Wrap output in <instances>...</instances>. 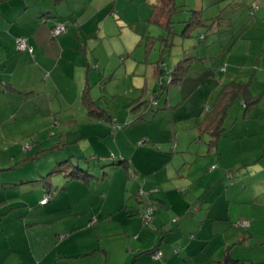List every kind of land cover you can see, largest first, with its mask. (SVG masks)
I'll return each mask as SVG.
<instances>
[{
    "label": "rangeland",
    "instance_id": "obj_1",
    "mask_svg": "<svg viewBox=\"0 0 264 264\" xmlns=\"http://www.w3.org/2000/svg\"><path fill=\"white\" fill-rule=\"evenodd\" d=\"M246 1L248 0L132 1L127 5L126 19L138 26V33L141 32L136 35L138 39L132 41L133 45L130 47L133 48L132 51L136 50L133 51V58L142 62L137 74H144L142 71L146 70L148 57L149 65L154 70L157 69L159 60L164 59L160 72L164 70L165 77L161 84H157L155 91L153 78L147 77V74L145 78L143 75L142 85L133 84V71L130 70L126 81L122 79L117 86L109 82L113 91L119 86L127 87L126 96H107L108 100L102 101L100 109L95 108L93 115L81 106L80 111L74 108L70 112L58 113L60 122L57 124L52 120L50 127L37 123L40 125L38 127L35 123L29 124L24 120L8 125L6 134H3L0 127V167H4L8 175L15 173L12 172L15 167L20 170L29 165L36 169V161L41 162L38 166L45 163L41 159L48 164L43 165L49 168L46 176L49 182H44V176L39 179L44 182L41 185L45 192L42 199L47 195H57L55 197L59 201V211L43 214L57 220L42 226L41 231L47 237L51 232H56V235L47 239L46 243L37 244L40 248L51 246L54 238L52 246H56L58 252L81 256L95 250L94 256L80 257L85 264H106L108 254L110 264H113L119 258L123 260L127 253L126 244L136 240L143 230L154 234L152 224L160 212L175 225L180 217H185L182 215L185 209L182 207L178 208V212L174 211L170 201L176 202L178 206L184 202L193 205L204 192L206 200L214 199L217 204L221 201L223 203L226 196L222 195L218 199V191L215 195L212 192L213 184L218 179L233 189L228 194L233 204L232 220H229L227 232L229 235L236 234L239 242L233 246L234 255L243 260L251 259L257 264H264V190L260 191L258 199L254 197L259 191L255 190L260 183L258 177L264 178V158L261 159L264 149L258 145L255 148L251 144V141L260 140L256 138L257 135L245 134L248 125L246 120L240 118L234 131L230 129L238 113L237 109L244 116L247 112L245 107L251 108L259 101L243 96L229 109L231 120L224 123L223 127L226 128L224 135L227 136L225 139L229 142L228 147L232 149L235 145L234 151L225 159L232 173L224 172L215 178L221 172L219 170L225 167L217 163V155L208 154L207 141L210 136L193 128V118L188 115L191 102L194 107L199 106V103L196 98L185 99L187 78L183 85H175L177 78L180 76L181 80L183 77L181 70L191 59L188 56H193L196 46L211 42L215 29H226L228 23H236L246 9L248 15L253 17L257 10L252 11V3L244 7L242 4ZM258 4L253 1L254 9ZM219 13L222 14L221 19L216 15ZM195 16L197 21H202L191 26ZM164 17L165 25L158 23V18ZM169 24L170 27H167ZM225 34L223 32L221 35ZM185 51L188 55H184ZM129 56L127 60L132 58L131 51ZM170 87L172 92H168ZM262 117L261 131L264 134V114ZM250 120L251 130L260 129V124L256 129L252 128L259 119ZM237 130L243 137L237 134ZM14 131L17 133L12 134ZM27 151L31 157L37 154L36 161L24 159ZM100 152L107 156L103 157L104 154ZM253 162L257 165L248 167ZM211 164H215L218 170H213ZM75 169L80 170L79 176H72ZM222 170L226 171L227 168ZM257 170L263 171L256 178L248 175ZM219 185L220 182L217 188ZM181 190L185 197L181 195ZM61 193L66 194L59 197ZM193 194L197 195L192 198ZM31 195L36 198L34 194ZM24 196L30 198V194ZM42 199L39 203H42ZM161 200L166 201L167 208L162 207ZM130 207L135 210L142 208L138 215L132 216L139 221V231L135 229L136 222L128 223L125 219L128 218ZM223 214H227L225 209ZM242 220L249 222V225H241ZM225 233L226 231L223 234ZM34 236L36 237V233L32 231L31 237L35 238ZM224 243L222 247L215 248L216 258L226 253L227 248L224 246L228 244L226 240ZM207 264L212 263L209 261Z\"/></svg>",
    "mask_w": 264,
    "mask_h": 264
},
{
    "label": "crops",
    "instance_id": "obj_2",
    "mask_svg": "<svg viewBox=\"0 0 264 264\" xmlns=\"http://www.w3.org/2000/svg\"><path fill=\"white\" fill-rule=\"evenodd\" d=\"M132 1L134 0H0V127L3 134H6L5 129L8 125L21 120L29 124L35 123L38 127L40 125L50 127L52 120L57 124L60 122L58 113L70 112L74 108L80 111L81 106L93 115L96 112L95 108L100 109L99 105L102 101L106 102L108 97L118 94L126 96L127 87L119 86L113 91L109 82L117 86L122 79L126 81L130 70L133 71V84L142 85L143 75L145 78L147 74V77L153 78L152 83L155 85L153 90H156L157 84H161L165 77V71L160 72L164 66V59L159 60L157 69L154 70L149 65L148 57L146 70L142 71L144 74H137L142 62L136 57L133 58V51L136 50L132 51L133 48L130 47L133 45L132 41H137L136 35H140L141 32L138 33V26L126 19L127 5ZM253 1L259 3L256 9ZM250 4L253 12L257 10L253 17L248 15L246 9L236 23H228L226 29L218 31L215 29L212 34L213 40L206 45L196 46L193 56H188L191 59L181 70L183 77L175 84L177 87L183 85L187 78L185 99L196 98L199 103L196 107L193 102L188 106V115L194 121L193 128L200 132L206 130L207 125H211V128L205 131L210 136L207 141L208 154L217 155V163L227 168V172L222 170L225 168L220 169L221 172L215 178L224 172L232 173L225 159L234 151L235 145L232 149L228 147L229 142L225 139L226 134L224 135L225 128L217 139V147L209 152L211 130L218 124L224 128V123L231 120L229 109L238 98L243 97V94H239L233 101L225 103L231 96L227 95L221 102L222 107L224 105L227 107V114L222 116L220 113L214 116L215 110L219 109L215 107L223 93L244 86L243 88L249 92L248 97L258 99L259 103L251 108L245 107L247 112L244 116H241V110L237 109L238 113L230 129L234 131L240 118L246 120L248 125L245 134L257 135L256 138L260 140L251 141V144L255 148L259 146L264 149V134L261 131L263 128L261 118L263 119L264 114V0H248L242 5L246 7ZM216 15H219V19L222 18L221 13ZM200 20L202 21V19L197 21L195 16L191 26L201 22ZM165 21V17L158 18V23L162 25H165ZM61 22L67 25V30L54 36L52 27ZM167 27H170V24ZM223 32L226 34L221 35ZM21 37L28 39L33 52L18 49L16 40ZM130 51L131 63L127 60ZM184 55H188L186 51ZM179 57L180 55L177 59ZM168 92H172L171 87L168 88ZM250 118L259 119L252 128L256 129L260 124V129L251 130ZM16 125L19 127V124ZM236 132L243 137L239 130ZM14 133L17 131L12 134ZM235 143L236 141L233 144ZM103 154V157L107 156ZM36 156L37 154L31 157L28 152L24 159H28L29 162L31 159L36 161L38 158ZM263 158L264 153L261 159ZM41 161L46 165L44 159ZM35 163L36 169L29 165L20 170L15 167L12 171L15 173L12 175H8L4 167H0V264H85L84 259L80 257L93 255L95 250L85 252L81 256L58 252L56 246H52L54 238L51 240V246L47 248L42 249L37 245H41V242L46 243L47 239L56 235V232H51L47 237L41 229L42 226L50 225L57 220L43 214L58 212L59 201L55 197L57 195H54L47 204L39 203L43 194L45 195L41 185L49 182L46 178L49 168L43 164L38 166L41 162ZM252 165L255 166L257 163L248 167ZM211 168L218 170L215 164H211ZM262 171L257 170L256 173L248 175L255 177L258 173L261 175ZM43 176L45 181H39ZM258 181L260 183L255 190L259 191L254 195L255 199H258L260 191L264 190V178L258 177ZM213 186V195L218 191L216 194L218 196L219 193L218 199H221L222 195L226 196L223 203L221 201L217 204V200L214 199L206 200L204 192L193 205L184 202L178 206L176 202L170 201L174 211L178 212V208L182 207L185 209L182 214L185 217L183 219L180 217L175 225L159 211V216L154 218L152 224L154 234L143 230L136 240L126 244L127 253L123 260L119 258L113 264H207L209 261L212 264H220L228 255L243 264H257L254 260L236 257L232 250L233 246L239 243L236 234L229 235L227 232L229 220H232L233 200L228 195L232 192V187L218 179ZM38 188L39 192L36 194ZM203 190L205 191V188ZM26 194H30V198L25 197ZM31 194H34L37 200ZM65 194L61 193L59 197ZM181 195L185 197L183 190ZM195 195L197 194H193L192 198ZM161 205L167 208L165 200H161ZM141 209L139 207L135 210L134 207H130L127 212L128 218H125L128 223L136 222L135 229L138 231L139 221L132 216L138 215ZM223 209L227 214H223ZM32 231L36 233L35 238L31 237ZM225 240L228 244L224 246L227 248L226 253L216 258L215 248L225 245ZM156 249L163 253L160 260L153 259L151 255ZM106 264H110L109 254Z\"/></svg>",
    "mask_w": 264,
    "mask_h": 264
},
{
    "label": "trees",
    "instance_id": "obj_3",
    "mask_svg": "<svg viewBox=\"0 0 264 264\" xmlns=\"http://www.w3.org/2000/svg\"><path fill=\"white\" fill-rule=\"evenodd\" d=\"M170 1H173V0H170ZM169 4V3H168ZM175 75H177V73L175 72ZM179 79H180V76H179V78H177V81H179ZM225 87H227V86H225ZM244 86H242V87H238L237 88V90H229L228 92H225V93H223V95H222V97L220 98V101H219V103L216 105V107H215V109H217V108H219V109H217V110H215L216 111V114L214 115V116H217V115H220V113L222 114V116L224 115L225 116V114H227V112H226V110H227V107L225 108L224 106L222 107V104L223 103H221L222 101H224L225 100V98L227 97V95H229V94H231V96L228 98V102H225V103H229V101L231 102L234 98H236V96L237 95H239V94H243V96H249V92H248V90L247 89H245V88H243ZM249 99H250V97H248ZM226 106H227V104H226ZM219 110V111H218ZM214 111V112H215ZM213 121L211 120L210 121V123H212ZM221 123V122H220ZM201 126H202V124H200ZM202 128V127H201ZM211 128V125H207V127H206V130H209ZM223 129L224 128H222V127H220L219 126V124L218 125H216V126H214V128L211 130V135H212V140L210 141V143H209V149H210V151L209 152H212V150L215 148V147H217V139H218V137L220 136V135H222L223 134ZM205 129L202 131V132H205L206 131ZM75 171H77V169H75L74 170V173H72V176L73 175H76V176H79L78 174H79V172H80V170H78L77 172L78 173H75ZM49 194H51L50 193V191H49ZM53 195V194H52ZM53 197V196H52ZM42 204V203H41ZM147 221L145 220V223H146ZM156 251H161V250H153L152 252H151V255H152V257H153V254L156 252ZM162 255H163V253H162ZM220 264H243V263H240L239 261H237V260H233V259H231V257L228 255L226 258H225V260H224V262H222V263H220Z\"/></svg>",
    "mask_w": 264,
    "mask_h": 264
},
{
    "label": "built area",
    "instance_id": "obj_4",
    "mask_svg": "<svg viewBox=\"0 0 264 264\" xmlns=\"http://www.w3.org/2000/svg\"><path fill=\"white\" fill-rule=\"evenodd\" d=\"M66 30H67V25L64 22L57 23L52 27V33L54 36L60 35V34L64 33ZM16 43H17L18 49L28 50L30 52H33V47L29 45L27 38H25V37L17 38ZM52 196H53L52 194L47 195L44 199H42V203L48 202L52 198ZM240 224L244 225V226H248L249 222L242 220L240 222ZM161 256H162V251H156L153 254L154 259H158Z\"/></svg>",
    "mask_w": 264,
    "mask_h": 264
}]
</instances>
